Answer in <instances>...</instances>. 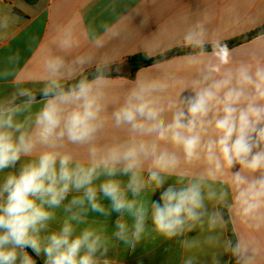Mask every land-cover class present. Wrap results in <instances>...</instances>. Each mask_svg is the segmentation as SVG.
Segmentation results:
<instances>
[{
  "label": "clouds",
  "instance_id": "1",
  "mask_svg": "<svg viewBox=\"0 0 264 264\" xmlns=\"http://www.w3.org/2000/svg\"><path fill=\"white\" fill-rule=\"evenodd\" d=\"M154 2L102 32L59 26L35 71V39L13 50L23 18L0 4V264H117L112 249L149 240L175 241L181 264H264V8L197 0L172 22L179 73L113 76L108 44Z\"/></svg>",
  "mask_w": 264,
  "mask_h": 264
},
{
  "label": "crops",
  "instance_id": "2",
  "mask_svg": "<svg viewBox=\"0 0 264 264\" xmlns=\"http://www.w3.org/2000/svg\"><path fill=\"white\" fill-rule=\"evenodd\" d=\"M130 2L132 0H39L32 5L25 0H0V4L11 6L14 12L23 18L19 34L11 42L12 49H19L24 59H28L31 57V52L28 50L29 45L33 38L35 39V44L32 45L36 49V56L32 59L34 71L38 69L40 56L54 38L59 26L65 24H71L78 28L91 26L102 32L100 25L102 23L115 24L118 13L125 12L126 6ZM229 2L230 0H206V3L216 8L217 11H220ZM258 3L261 8H264V0H258ZM196 6L197 0H155L153 6L147 9L151 18L146 27H139L143 17L142 15L137 16L133 21L132 34L129 37L112 40L108 44L109 49L116 47L121 50L124 61L120 66V73H114L127 77L128 80H135L141 69L179 73L181 71L180 61L173 60L174 57L167 59L173 61L172 64H162L159 69H153L151 65L139 69L133 75L129 72L127 61L130 56L136 54L148 55L149 52H153L152 57H156L161 52L166 53L181 49L174 46L172 22L180 11L194 9ZM261 20H264V15L261 16ZM258 30L260 28L248 31L247 34ZM229 35L233 37L229 40L239 37L235 33H229ZM5 54V50H0V56ZM123 83L121 80L114 81L116 92L121 90ZM4 90L6 91V89ZM90 219L103 220L101 217H91ZM114 219L115 214L112 217L113 221ZM108 227L109 232H111V225L109 224ZM108 255L116 259L117 264H181V250L175 241L149 240L138 245L135 251L119 244ZM37 258L43 264V258ZM224 259L228 260L229 258L225 257ZM200 264H210V259L202 256L200 257Z\"/></svg>",
  "mask_w": 264,
  "mask_h": 264
},
{
  "label": "trees",
  "instance_id": "3",
  "mask_svg": "<svg viewBox=\"0 0 264 264\" xmlns=\"http://www.w3.org/2000/svg\"><path fill=\"white\" fill-rule=\"evenodd\" d=\"M25 1L28 4L33 5V4H36L39 0H25ZM258 31H260V30H258ZM258 31L247 34V39L250 40L252 37H254L257 34ZM244 39H245V37L239 36L237 38L229 40L228 41L229 46L230 47L238 46L241 43H243ZM185 52H186V50H184V49H175V50L164 53L163 56L159 55V56L151 57V58H147L146 54H136V55L130 56L128 58L127 66L129 68V72L131 73V75H133V74H135L136 71H138L141 68L151 66L154 63H156L157 61H161V60H165V59L167 60L171 57L184 55ZM115 75H117V74L113 72V76H115ZM36 259L38 261V258H36ZM38 264H41V263L38 261ZM232 264H234V261L232 262Z\"/></svg>",
  "mask_w": 264,
  "mask_h": 264
}]
</instances>
